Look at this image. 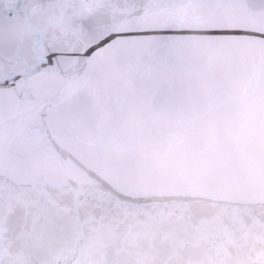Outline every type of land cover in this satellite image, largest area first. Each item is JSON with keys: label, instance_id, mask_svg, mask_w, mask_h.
I'll list each match as a JSON object with an SVG mask.
<instances>
[{"label": "snow or ice", "instance_id": "obj_1", "mask_svg": "<svg viewBox=\"0 0 264 264\" xmlns=\"http://www.w3.org/2000/svg\"><path fill=\"white\" fill-rule=\"evenodd\" d=\"M0 264H264V0H0Z\"/></svg>", "mask_w": 264, "mask_h": 264}]
</instances>
